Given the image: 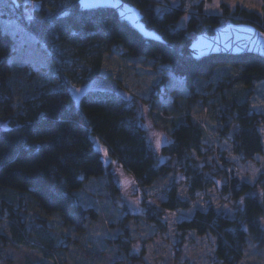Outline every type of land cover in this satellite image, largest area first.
<instances>
[{
  "label": "trees",
  "instance_id": "trees-1",
  "mask_svg": "<svg viewBox=\"0 0 264 264\" xmlns=\"http://www.w3.org/2000/svg\"><path fill=\"white\" fill-rule=\"evenodd\" d=\"M124 1L138 7L145 25L164 41L145 38L109 6L82 9L79 0H40L41 7L35 8L34 16L27 19L21 15L26 7L23 0L14 4V14L35 37L34 47L45 53L49 61L50 73L40 82H33L35 70L23 76L12 61L25 46L18 44L15 34L5 31L0 19V184L29 191L46 211H59L64 223L84 231L101 213L95 206L82 203L75 191L90 178L110 177L112 173L94 143V137H99L109 156L130 171L140 185H151L171 171L185 175L189 199H181L178 184H170L167 199L162 202L164 209H189L201 195L209 203L206 190L210 185H218L222 192L232 195L233 217H225L209 206L207 210L195 211L192 219L178 227L183 233L213 231L217 236L215 263L238 264L248 241L259 247L264 245V175L254 183L233 175L231 161L224 152L207 147L202 122L189 113L179 121L166 120L171 141L165 148L170 155L167 165L147 141L146 130L131 102L108 92L91 91L77 104L70 88L100 75L105 51L118 50L132 58L167 64L163 69L167 74L155 87L166 84L170 76L177 77L186 90L192 91L193 101L200 98L198 79H210L219 68L238 69L240 72L230 83L220 80L213 97L204 95L203 100L215 113L217 105L223 103V112L215 114L222 121L216 126L219 138L226 139L244 161L254 160L264 149L258 125L263 115L251 106L249 98L221 94L231 83H242L245 92L252 93L253 82L264 81V58L253 53H211L196 58L189 47L195 35L213 33L227 20L247 21L264 30V0L262 12L222 3L221 12L211 14L204 11L203 2L194 5L188 14L183 4L160 13V0ZM187 14L186 25L180 26ZM73 57L86 65L81 69L68 68L66 63ZM19 80L25 96L15 100L11 98V83L20 84ZM151 97L153 101L156 94L153 92ZM141 204L145 207L144 219L165 230L161 224L163 210L145 200ZM9 223L13 236L23 239L21 231ZM123 234L130 237L128 227ZM116 241L125 248L129 263L149 264L143 255L128 253L129 240L123 242L118 237ZM181 244L182 237L173 244L177 256L182 254ZM39 247L49 256L59 249L50 241ZM120 261L125 260L119 254L116 263Z\"/></svg>",
  "mask_w": 264,
  "mask_h": 264
},
{
  "label": "rangeland",
  "instance_id": "rangeland-1",
  "mask_svg": "<svg viewBox=\"0 0 264 264\" xmlns=\"http://www.w3.org/2000/svg\"><path fill=\"white\" fill-rule=\"evenodd\" d=\"M18 1L0 0V19L5 31L15 34L19 39L18 44L25 46L12 61L18 65L23 76L26 72L35 70L33 82H40L50 73L49 61L45 53L34 47L36 41L34 35L26 30L27 28L18 20L19 16L14 14V4ZM23 2L26 7L21 15L27 19H31L35 8L42 5L40 0ZM201 2L207 14L220 13L222 3L232 7L240 5L245 9L263 11V0H160L158 11L162 13L173 6L183 4L186 12L190 14L193 12L192 7ZM188 14L182 18L180 26L186 25ZM227 22L229 20L225 21ZM66 64L68 68L78 69L86 65L83 60L75 57ZM165 67H168L167 64L152 59L132 58L118 50L111 53L105 51L99 75L118 81L133 94L134 100L131 105L137 109L138 120L145 128L147 141L157 157L164 159V163L169 165L170 155L166 153L165 148L171 142L170 125L166 120L171 118L179 121L182 115L189 113L202 122L206 131L207 147L224 152L226 158L231 161L233 175L250 183L264 175V149L254 156V160L244 161L234 152L226 139L219 138L216 126H220L222 121L215 114L223 112V109L221 110L223 98L218 100L221 103L217 105L216 113L210 104L204 103L203 100L205 96L213 97L220 80L228 84L240 70L232 67L219 68L210 79H198L197 91L200 98L193 101L190 98L192 91L186 90L177 77L170 76L166 84H161L159 88L155 87L162 76L167 74L163 72ZM23 83L26 87L25 80ZM11 84L13 86L11 98L23 99L25 92L19 88L22 82ZM231 84L229 88H223L221 95L228 98L233 95L238 98H249L251 106L263 115L262 122L258 125L264 142V81L253 82L250 94L245 92V85L242 83ZM153 92L156 97L151 101ZM94 141L102 152L106 164L111 166V176H95L86 180L84 185L75 191V195L85 205L95 206L101 213L99 219L88 223L84 231L77 230L74 226L64 223L59 211H46L29 191L0 184V264H138L132 261L129 263L130 258L125 248L120 247V242L116 241L118 237H121L123 242L129 240L128 253L143 255L149 264H224L214 261L217 236L212 233L213 231L199 234L195 230H187L183 233L178 224L192 219L195 211L207 210L209 206H213L225 217H233L235 200L232 195L222 192L218 185H210L206 190L209 203L201 195L196 201L191 202L192 206L189 209H164L162 202L167 199L170 184H178L180 198L189 199V187L184 174L171 171L151 185H140L130 171L109 156L107 146L101 143L99 137H94ZM194 156H197V153ZM144 200L163 210L161 224L165 226V230L144 219L142 214L145 207L141 204ZM9 221L21 231L23 239L19 240L16 235L13 236ZM127 227L130 237L123 234ZM180 237L183 238L182 254L177 256L173 244ZM44 241L53 242L59 249L53 250L52 256L46 255L39 247ZM119 254L125 261L116 263ZM238 264H264V245L259 247L248 241Z\"/></svg>",
  "mask_w": 264,
  "mask_h": 264
},
{
  "label": "water",
  "instance_id": "water-1",
  "mask_svg": "<svg viewBox=\"0 0 264 264\" xmlns=\"http://www.w3.org/2000/svg\"><path fill=\"white\" fill-rule=\"evenodd\" d=\"M79 5L82 9L109 6L115 10L120 19L131 23L145 38L164 41L158 32L145 25L141 10L124 0H79ZM189 50L196 58L211 53H253L264 58V30L247 21H229L216 28L213 33L196 36ZM70 91L77 104H80L82 97L91 91L108 92L128 102L134 99L133 94L118 81L101 76H95L78 86H72Z\"/></svg>",
  "mask_w": 264,
  "mask_h": 264
}]
</instances>
